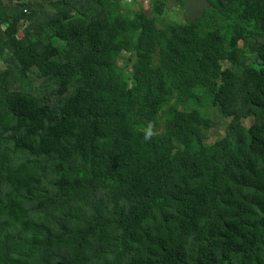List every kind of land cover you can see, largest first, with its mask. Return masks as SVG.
<instances>
[{
    "label": "trees",
    "instance_id": "16d2710c",
    "mask_svg": "<svg viewBox=\"0 0 264 264\" xmlns=\"http://www.w3.org/2000/svg\"><path fill=\"white\" fill-rule=\"evenodd\" d=\"M207 1L0 0V264H264V0Z\"/></svg>",
    "mask_w": 264,
    "mask_h": 264
},
{
    "label": "rangeland",
    "instance_id": "374dc122",
    "mask_svg": "<svg viewBox=\"0 0 264 264\" xmlns=\"http://www.w3.org/2000/svg\"><path fill=\"white\" fill-rule=\"evenodd\" d=\"M142 1L143 0H131V3H128V0H125L124 3L130 6L131 8H133L134 10H138L139 7L142 8L143 10H147L150 13V15L154 17L155 22L158 26L161 25V23H163L164 21H170V20L182 21L183 20L182 15H181L182 10L178 6L170 7L167 9V11L164 14H159L153 8L152 0H145L146 2L144 4L142 3ZM124 59H126V54L122 52L120 54V58L118 59L119 65L123 64ZM153 61L157 62V54L154 55ZM125 71H126L125 77L127 79L132 72L131 65H127V67L125 68ZM207 113L210 119L214 121V125L211 128L207 126H203V131L205 132L207 136L206 142L212 143L214 140L218 139L224 134V130H225L226 125L229 122V119L221 118L217 113L211 112V110H208ZM157 120L161 127L163 124L162 117L159 116ZM250 123H251V120L247 119L246 121H244L243 125L245 127H248ZM160 131H161V128H160Z\"/></svg>",
    "mask_w": 264,
    "mask_h": 264
},
{
    "label": "water",
    "instance_id": "95a60500",
    "mask_svg": "<svg viewBox=\"0 0 264 264\" xmlns=\"http://www.w3.org/2000/svg\"><path fill=\"white\" fill-rule=\"evenodd\" d=\"M208 7L207 0H185L183 10L188 20L195 21L203 16Z\"/></svg>",
    "mask_w": 264,
    "mask_h": 264
},
{
    "label": "clouds",
    "instance_id": "9594fccd",
    "mask_svg": "<svg viewBox=\"0 0 264 264\" xmlns=\"http://www.w3.org/2000/svg\"><path fill=\"white\" fill-rule=\"evenodd\" d=\"M128 3H131V0H128ZM155 135L154 128L151 123L144 129V139L150 140Z\"/></svg>",
    "mask_w": 264,
    "mask_h": 264
},
{
    "label": "built area",
    "instance_id": "2783aa9c",
    "mask_svg": "<svg viewBox=\"0 0 264 264\" xmlns=\"http://www.w3.org/2000/svg\"><path fill=\"white\" fill-rule=\"evenodd\" d=\"M19 2L23 5V9H22L23 14L28 15L29 14V6H30L32 0H19ZM145 2L146 1H144L143 4ZM21 23L25 24V21L21 20Z\"/></svg>",
    "mask_w": 264,
    "mask_h": 264
},
{
    "label": "crops",
    "instance_id": "0c3cea01",
    "mask_svg": "<svg viewBox=\"0 0 264 264\" xmlns=\"http://www.w3.org/2000/svg\"><path fill=\"white\" fill-rule=\"evenodd\" d=\"M20 34V33H19Z\"/></svg>",
    "mask_w": 264,
    "mask_h": 264
}]
</instances>
